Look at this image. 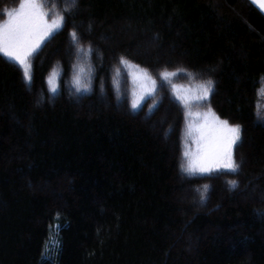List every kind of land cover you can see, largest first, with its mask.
<instances>
[{"label":"trees","instance_id":"obj_1","mask_svg":"<svg viewBox=\"0 0 264 264\" xmlns=\"http://www.w3.org/2000/svg\"><path fill=\"white\" fill-rule=\"evenodd\" d=\"M41 2L65 19L31 83L0 55V264H264V17L247 0ZM121 57L157 80L152 108H130ZM162 71L213 82L209 106L240 127L235 173L179 172L183 114Z\"/></svg>","mask_w":264,"mask_h":264},{"label":"snow or ice","instance_id":"obj_2","mask_svg":"<svg viewBox=\"0 0 264 264\" xmlns=\"http://www.w3.org/2000/svg\"><path fill=\"white\" fill-rule=\"evenodd\" d=\"M260 12L264 13V0H250ZM48 13L41 0H21L16 12L8 13L9 19L0 24V55L9 62L17 65L22 72L23 80L31 83L32 57L40 49L46 39L64 27V17L57 14L49 23ZM72 43H77V35L72 32ZM79 55L83 52L86 58L89 50L80 47L76 49ZM119 63L129 70V76L135 85L132 91L131 108L137 110L145 96H152L157 88V82L147 70L132 64L124 57ZM177 71H183L182 69ZM92 69L87 61L73 65L71 84L77 93L90 90ZM120 70H116L118 77ZM59 72L53 69L47 78L50 93L57 91V77ZM177 72L162 71L160 79L171 85V92L184 108L185 128L183 138V158L181 171L187 175H204L214 171L226 170L235 173L238 165L233 159V146L240 139V127L230 126L227 120H222L209 107L207 111H193L194 102L207 100L213 90L211 80L199 83L195 89H185L172 83ZM191 76V74H189ZM115 83V78H114ZM119 98V96H118ZM155 103V102H154ZM189 141L195 146L189 147ZM232 187L236 181H229ZM208 186L205 185V192ZM205 199L201 192V200Z\"/></svg>","mask_w":264,"mask_h":264},{"label":"rangeland","instance_id":"obj_3","mask_svg":"<svg viewBox=\"0 0 264 264\" xmlns=\"http://www.w3.org/2000/svg\"><path fill=\"white\" fill-rule=\"evenodd\" d=\"M42 1V0H41ZM42 3V2H41ZM20 4H21V0H0V24H3V23H5L8 19H9V16H8V13H11V12H16L18 9H19V7H20ZM44 9H45V11L48 13V15H47V17H46V19H47V21L50 23L54 18H55V16L58 14V13H56V12H54V13H52V12H50V11H48L47 9H46V7L44 6ZM52 37V36H51ZM50 38V37H49ZM48 38V39H49ZM48 39H46L45 41H44V43L48 40ZM43 43V44H44ZM42 44V45H43ZM103 45H105L104 43H102ZM42 45H41V47H42ZM150 46H152V45H150ZM40 47V48H41ZM39 50V49H38ZM37 50V51H38ZM35 54V53H34ZM6 59V58H5ZM17 66V65H16ZM18 67V66H17ZM19 68V67H18ZM120 70V74H119V76H122V74L123 73H125V76H126V78H125V80H124V82H125V85H126V87L125 88H128V101H129V105H130V108H131V100H132V91H133V89H134V87H135V85L133 84V82H132V79H131V77L129 76V70L127 69V68H125L124 66H122V68H120L119 69ZM22 73V72H21ZM112 75L116 78L117 76H116V71L114 70L113 71V73H112ZM118 76V77H119ZM57 81H58V77H57ZM159 81H161L160 79H159ZM156 82H157V80H156ZM174 84H176V85H178V86H182L183 88H185V89H195L196 88V86L199 84V83H191V82H189V81H187V80H185V79H180L179 80V83H178V81H176ZM46 86H47V89H48V92H49V88H48V84H47V81H46ZM57 90H58V83H57ZM166 90L167 89H163L162 91L163 92H165L166 93ZM126 91V90H125ZM57 92V91H56ZM55 92V93H56ZM167 92H168V90H167ZM50 93V92H49ZM55 93H50L51 95H54ZM170 93H171V97L178 103V108L180 107L181 109H182V114H183V121H182V132H181V152H180V157H179V162H178V170H179V172L181 171V167H180V165H181V163L182 162H184V158H183V155H182V153H183V138H184V128H185V117H184V108H183V106L181 105V103L178 101V100H176L175 99V97L173 96V94H172V92H171V86H170ZM158 94V92H157V88H156V91H155V93L152 95V96H145V98L141 101V104H140V106H139V108L138 109H142V108H145V109H150V108H152L153 107V105L154 104H156V102L158 101L157 100V95ZM258 99H259V101H260V103H259V105H258V109H257V111H258V113H259V115H261L262 117H264V82H263V85H262V87H261V90H260V92L258 93ZM155 102V103H154ZM103 105L104 106H109L108 105V103H107V101H104V103H103ZM210 106H209V97H208V99L207 100H204V101H200L199 102V105L197 106V104L194 102V104H193V111H201V112H203V111H207V109L209 108ZM211 108V107H210ZM132 109V108H131ZM137 109V110H138ZM212 109V108H211ZM117 111L118 112H121L120 111V109H117ZM134 111V110H133ZM165 111V110H164ZM167 111V110H166ZM165 114L163 115V112H161L160 114H158V116L156 117V119L155 120H153V121H157L156 122V124H155V126H153L152 127V130L153 131H157V126H158V124H161L163 121H165L166 120V118L168 117V113H166V112H164ZM217 116V115H216ZM218 117V116H217ZM170 118H171V116H170ZM230 126H233V125H231V124H229ZM164 127H165V125L163 126V129H164ZM170 138V137H169ZM167 142V144H168V146H169V148L171 149L172 148V144L170 143L171 142V139L170 140H168V141H166ZM189 147L190 148H194L195 146L191 143V141H189ZM234 152H235V145L233 146V157H234ZM182 172V171H181ZM214 172H228V171H226V170H220V171H214ZM214 172H211V173H214ZM184 173V172H183ZM185 174V173H184ZM210 174V173H209ZM209 174H204V175H199V174H196V175H191V176H205V175H209ZM185 175H187V174H185ZM188 176H190V175H188ZM185 194H183V198L185 199L186 198V196H184ZM186 200V199H185Z\"/></svg>","mask_w":264,"mask_h":264},{"label":"water","instance_id":"obj_4","mask_svg":"<svg viewBox=\"0 0 264 264\" xmlns=\"http://www.w3.org/2000/svg\"><path fill=\"white\" fill-rule=\"evenodd\" d=\"M247 1L250 3V0H247ZM250 5L264 17V13L260 12L256 6L252 5L251 3H250Z\"/></svg>","mask_w":264,"mask_h":264}]
</instances>
